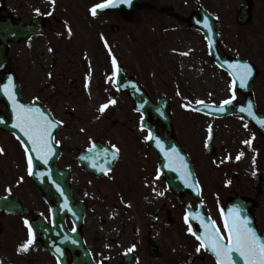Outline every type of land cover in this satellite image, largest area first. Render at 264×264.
<instances>
[{"label":"rangeland","instance_id":"rangeland-1","mask_svg":"<svg viewBox=\"0 0 264 264\" xmlns=\"http://www.w3.org/2000/svg\"><path fill=\"white\" fill-rule=\"evenodd\" d=\"M141 1L142 7L135 9L133 21L126 22L119 13L92 14L95 5L107 0H55L54 4L52 0H0V14L15 17L23 24L30 23L35 16H49L42 38L12 45L10 53L24 82L26 97L51 103L55 114L67 122L64 137L69 150L82 148L86 138L92 135L90 132L101 130L97 121L89 122L95 120V109L89 107L90 112L85 114L77 109L72 112L69 108L72 103L66 101L77 95L81 85L79 76L85 78V72L90 78L94 75L95 83L100 84L107 70H112L114 76V69L123 67L146 86L153 101L161 97L170 100L175 127L180 133H185L189 119L185 113L190 103L204 99L223 101L233 96L227 75L210 58L205 37L189 23L191 15L200 8L217 19L222 52L248 58L263 69L264 64L260 66L257 62H264V0H251L253 17L247 26L239 25L236 20L242 0ZM113 57L117 62L115 67ZM184 61L190 63L191 71L184 68ZM61 74L75 82L69 88L56 82ZM262 81L263 77L258 82ZM79 93L87 96L85 84ZM128 113L130 105L123 101L120 111L114 112L110 120L121 124L127 121L124 125L128 129L135 120ZM116 131L130 132L123 128ZM77 132L84 141L76 137ZM116 138L122 139L120 133ZM116 141L127 149L123 139ZM22 199L26 202L25 196ZM106 203L118 204V199L109 197ZM20 221L0 214V264H55L50 256L35 253L32 246L27 252L20 250L26 242V229ZM19 241L23 243L16 249L15 242Z\"/></svg>","mask_w":264,"mask_h":264},{"label":"flooded vegetation","instance_id":"flooded-vegetation-1","mask_svg":"<svg viewBox=\"0 0 264 264\" xmlns=\"http://www.w3.org/2000/svg\"><path fill=\"white\" fill-rule=\"evenodd\" d=\"M254 103L257 111L264 115V96L257 98L255 95ZM0 115H3V119L9 120V117L6 118V107L2 103H0ZM216 127L218 129L213 138L217 148L216 154L227 153L228 159L222 164L216 163L220 167L218 174L224 182L221 186H226L224 188L226 192L220 194V203L213 206L222 211L223 201L233 194L252 199L256 202L255 217L260 233L263 234L264 214L261 213L264 212V205L255 196V194L261 196L262 192L256 191L254 175L252 176L250 167L242 163L255 155L256 150L252 151L255 145L264 155V149L261 148L264 147V139L257 129L246 121L238 124L236 129ZM208 135L209 130L202 132V142L207 141ZM99 139L108 142L107 144L111 146L112 137L109 130ZM0 149H3L0 151V193L22 188L30 191L34 200L28 212V222L39 216L50 222V205L30 179L28 159L19 140L13 134L0 130ZM208 162L209 158H207ZM159 166V157L155 156L148 160L140 156H130L127 164L118 163L109 177L97 180L90 176L96 182L106 181L112 188L111 191L120 192L123 201L119 214L109 217L103 210L92 211V220L87 224L85 221L83 237L94 264H113V257L118 256L120 251H124L123 261L126 255L133 256L134 264H216L214 259L200 248L187 222L177 218L181 217V214L178 213L176 206L173 203L166 205L156 203L155 199L152 200L161 186L164 191L167 190ZM59 167L71 171L73 197L77 201L83 200L89 207L90 198L80 177L76 155L71 153L66 156L62 153ZM196 171H199L205 180L206 174L200 165L196 167ZM259 187L264 191V178L261 179ZM88 209L86 217L91 211V206ZM66 226L72 231L73 221L67 219ZM223 230L221 226L222 235H224Z\"/></svg>","mask_w":264,"mask_h":264},{"label":"snow or ice","instance_id":"snow-or-ice-1","mask_svg":"<svg viewBox=\"0 0 264 264\" xmlns=\"http://www.w3.org/2000/svg\"><path fill=\"white\" fill-rule=\"evenodd\" d=\"M124 2L130 3L131 0H124ZM55 3V0H52ZM109 6H115L112 0H107L106 3H101L95 5L91 12L96 15L97 9H103ZM39 13V9H37ZM51 15V13H48ZM204 27L211 28L208 19H204ZM71 29H69V33ZM113 65L116 66V59L113 57ZM229 69L233 76V89L236 87V80L239 79L240 86L245 85V81L249 78L252 73V67L249 64H236L229 65ZM118 71V69H117ZM4 92L8 95L12 105L13 112L15 113L16 122L13 127L19 129L24 136L28 138V142L31 144L32 152L37 153V159L42 160L45 164L48 163L50 155L53 154L52 149V139L51 131L54 127V121L49 119L39 108L25 106L19 103L15 98V92L13 91L12 80L9 79L8 84L4 86ZM232 99H235V91H233ZM232 99H226L220 108L223 111V105H230ZM111 104H115L116 101L113 99L110 101ZM203 103V102H199ZM108 104L101 105L99 111L103 113L107 108ZM251 104L248 105L249 115H254L251 112ZM243 111V109H241ZM2 122V121H0ZM264 125V121L261 122ZM149 140H154L158 147H162L161 141L154 136L149 135ZM115 147V146H113ZM95 146L89 151H94ZM3 151V149H0ZM119 149H116L112 153L113 159L116 157ZM105 155L108 154L107 149L104 152ZM167 159L169 161V167H172L180 162L181 167L183 166L182 158L179 156L176 148H172L171 152L166 153ZM239 159V156L237 157ZM95 166V165H94ZM28 170L32 173L33 170V157L28 156ZM104 171V169H101ZM188 173H185L184 178L187 182ZM67 202H65V208H67ZM193 215L189 213L186 215L185 220L187 221L189 216ZM199 216V213L196 214ZM208 223H205L204 219H200V223L204 228V235L197 236V239L201 241L200 248H206L210 250L217 258L218 264H240V262L234 257V253L238 254L239 258L242 260V264H264V238L257 235L254 228L250 226V221L241 215V210L239 208H232L228 211L227 216L224 217L223 227L227 233V243H225L224 236L221 234L219 228L216 226L215 221H211L209 218ZM26 224L29 222L26 220ZM191 231V229H189ZM195 235V233H193ZM34 233L32 231L31 225H29V239L21 246V251L27 252L30 246L34 243ZM197 249V251L200 250ZM57 253L61 252L60 248H56ZM131 251V249H129Z\"/></svg>","mask_w":264,"mask_h":264},{"label":"water","instance_id":"water-1","mask_svg":"<svg viewBox=\"0 0 264 264\" xmlns=\"http://www.w3.org/2000/svg\"><path fill=\"white\" fill-rule=\"evenodd\" d=\"M115 7L112 6L111 8H116L114 10H122L127 19H132V13L133 10L128 9L132 4V7L134 5H140V1L139 0H131L130 3L128 2H124V0H115L114 2ZM118 7H121V9H117ZM250 20V4L248 0H244V4L243 7L241 9V13L239 16V22L241 24H246L248 23V21ZM35 27H33V29H37L38 26H40V23L34 21ZM213 26V24H212ZM5 26H1L0 25V34L5 35L6 39H20V38H27L31 35L34 34H38L36 33L35 30H28V28H22L20 26L18 27H12L10 26V24H7V29H4ZM207 34H208V40L210 41V45L212 47L213 52L215 53L216 51V45H217V36L216 33L214 32L213 28L212 29H207L206 30ZM5 48L6 46H4L3 48L0 49V62H5ZM239 82V80H237ZM133 97L135 98L136 102L139 104V108H145V106L147 107V109H155L156 107H154L153 105H151V103L148 101V99L145 97L144 94L140 93L139 91H133ZM232 111L229 110L228 113H231ZM154 113V112H153ZM158 116V115H157ZM169 146H171V143L168 144ZM39 224H36L34 226L35 230L37 231V234L39 236H42L41 234L43 233V228L39 227ZM48 242V241H47ZM46 242V243H47ZM48 244V243H47ZM53 244L56 245L55 242H53ZM49 247V246H48ZM51 248V247H49ZM52 249V248H51ZM63 263L66 264V260H63Z\"/></svg>","mask_w":264,"mask_h":264},{"label":"bare ground","instance_id":"bare-ground-1","mask_svg":"<svg viewBox=\"0 0 264 264\" xmlns=\"http://www.w3.org/2000/svg\"><path fill=\"white\" fill-rule=\"evenodd\" d=\"M183 63H184L183 64L184 68H187L189 71H191L190 63L187 62V61H184ZM100 105H101V103L97 100L96 97L93 96L92 97V102L90 104V107H99Z\"/></svg>","mask_w":264,"mask_h":264}]
</instances>
